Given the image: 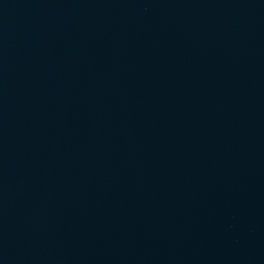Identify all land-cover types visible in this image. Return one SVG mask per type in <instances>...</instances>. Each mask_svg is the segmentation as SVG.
I'll return each instance as SVG.
<instances>
[{
    "label": "water",
    "instance_id": "obj_1",
    "mask_svg": "<svg viewBox=\"0 0 264 264\" xmlns=\"http://www.w3.org/2000/svg\"><path fill=\"white\" fill-rule=\"evenodd\" d=\"M0 264H264V0H0Z\"/></svg>",
    "mask_w": 264,
    "mask_h": 264
}]
</instances>
